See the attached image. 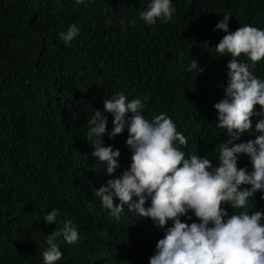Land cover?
Listing matches in <instances>:
<instances>
[{
    "label": "trees",
    "instance_id": "1",
    "mask_svg": "<svg viewBox=\"0 0 264 264\" xmlns=\"http://www.w3.org/2000/svg\"><path fill=\"white\" fill-rule=\"evenodd\" d=\"M151 2L0 0V264H44L47 236L69 220L79 240L57 238L63 256L56 264H149L165 230L127 205L117 219L95 195L131 164L127 129L109 138L113 115L103 101L117 93L140 99L148 120L171 118L188 141L177 142L185 158L198 154L219 165L228 137L216 126L214 105L224 97L232 57L218 56L226 33L213 29L228 15L230 33L245 25L264 30V0H171L172 18L148 25L140 13ZM72 25L80 32L66 46L59 34ZM194 59L202 72L188 71ZM238 59L251 64L243 54ZM250 70L264 80V59ZM96 110L108 120L103 146L120 152L112 175L92 156L97 138L89 140L88 121ZM259 119L234 143L254 140ZM237 166L253 170L246 154ZM262 195L250 198V214L264 212ZM224 207L230 216L232 207ZM54 209L56 224H46ZM188 215L182 222L199 223Z\"/></svg>",
    "mask_w": 264,
    "mask_h": 264
},
{
    "label": "clouds",
    "instance_id": "2",
    "mask_svg": "<svg viewBox=\"0 0 264 264\" xmlns=\"http://www.w3.org/2000/svg\"><path fill=\"white\" fill-rule=\"evenodd\" d=\"M83 3V0H76ZM176 9L171 0H152L148 10L140 15L148 25L158 18L170 20ZM230 16L216 24L213 31L222 30L226 35L215 46L218 56H230L227 64V86L223 99L214 105L218 113L217 127L227 130L225 143L219 145V165L214 167L207 157L185 152L177 147L187 146L186 137L177 131L175 123L164 114L152 120L143 114L144 103L140 99L128 101L117 93L104 99V111L113 115V129L109 138L120 135L127 129V147L131 150V164L107 186L96 190L102 206L113 217L119 219L124 211L152 220L164 236L156 244L155 254L149 264H264V212L249 213L250 198L264 192V80L258 79L250 70L264 59V30L245 25L229 32ZM80 29L72 25L59 38L67 46L79 34ZM251 64L240 62L241 55ZM199 68L196 60L188 71ZM147 97H145V100ZM261 111L257 112L256 106ZM131 113L130 116H127ZM127 117V118H126ZM253 117H260L254 124L258 134L254 140L235 144L241 134L253 128ZM107 117L94 111L88 121L89 140L94 151L92 156L106 164L109 175L120 167L119 150L104 147L102 137L107 131ZM246 154L252 171L238 168V156ZM250 185V189H242ZM114 197L120 203L114 204ZM137 198L135 201L133 198ZM264 199V195L261 196ZM150 201V206L145 207ZM232 207L229 216L224 205ZM234 209H240L236 213ZM189 212L199 221L182 222L181 217L191 220ZM57 211L52 210L45 218L46 224H56ZM171 222V227H166ZM63 237L69 245L79 240V233L72 221H66L62 229L47 236V249L43 251L44 264H56L63 253L57 243Z\"/></svg>",
    "mask_w": 264,
    "mask_h": 264
}]
</instances>
